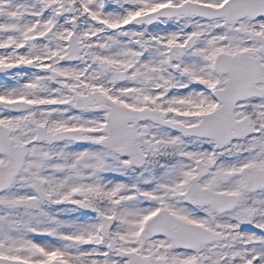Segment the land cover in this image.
Returning a JSON list of instances; mask_svg holds the SVG:
<instances>
[{"label": "snow or ice", "instance_id": "6c2138e0", "mask_svg": "<svg viewBox=\"0 0 264 264\" xmlns=\"http://www.w3.org/2000/svg\"><path fill=\"white\" fill-rule=\"evenodd\" d=\"M0 264H264V0H0Z\"/></svg>", "mask_w": 264, "mask_h": 264}]
</instances>
